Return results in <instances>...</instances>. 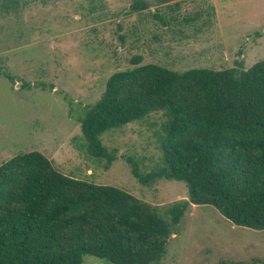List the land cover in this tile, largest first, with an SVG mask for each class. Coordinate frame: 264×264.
Instances as JSON below:
<instances>
[{"label":"rangeland","instance_id":"obj_1","mask_svg":"<svg viewBox=\"0 0 264 264\" xmlns=\"http://www.w3.org/2000/svg\"><path fill=\"white\" fill-rule=\"evenodd\" d=\"M142 1L135 10V0H0V164L36 150L59 172L118 187L159 212L187 198L181 181L140 184L125 161L143 172L160 165L161 113L101 136L116 149L108 169L86 153L78 117L136 56L177 71L249 68L264 58V0ZM83 264L103 261L88 255ZM156 264H264V230L190 204Z\"/></svg>","mask_w":264,"mask_h":264},{"label":"trees","instance_id":"obj_2","mask_svg":"<svg viewBox=\"0 0 264 264\" xmlns=\"http://www.w3.org/2000/svg\"><path fill=\"white\" fill-rule=\"evenodd\" d=\"M140 61L111 73L78 117L85 151L108 169L116 149L101 136L159 112L160 165L143 172L133 157L125 161L140 184L181 181L187 198L159 212L118 187L59 172L39 151L15 155L0 164V264H83L88 255L156 264L190 204L264 230V58L247 69L184 71Z\"/></svg>","mask_w":264,"mask_h":264}]
</instances>
